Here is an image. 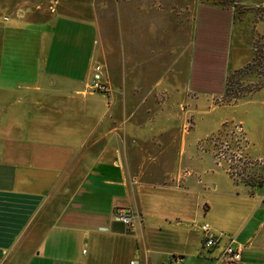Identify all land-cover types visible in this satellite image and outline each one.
Wrapping results in <instances>:
<instances>
[{
    "label": "crops",
    "instance_id": "obj_1",
    "mask_svg": "<svg viewBox=\"0 0 264 264\" xmlns=\"http://www.w3.org/2000/svg\"><path fill=\"white\" fill-rule=\"evenodd\" d=\"M18 1L12 32L0 29V264H228L227 247L241 250L239 264H264V186L184 167L179 145L165 165V135L143 133L140 104L118 97L135 91L148 40L171 41L156 34L150 4ZM233 16L229 6L196 9L184 63L180 44L161 50L174 55L161 92L180 81L200 98L223 94ZM101 61L106 94L90 90ZM118 208L132 213L130 227L114 221ZM203 224L218 237L210 249Z\"/></svg>",
    "mask_w": 264,
    "mask_h": 264
},
{
    "label": "rangeland",
    "instance_id": "obj_2",
    "mask_svg": "<svg viewBox=\"0 0 264 264\" xmlns=\"http://www.w3.org/2000/svg\"><path fill=\"white\" fill-rule=\"evenodd\" d=\"M114 1L102 0L104 5L112 8ZM116 1L123 4L125 0ZM143 2L150 4L152 23L162 25L161 28H156V34H162L164 38L166 36L163 33L166 32L171 41L161 46L153 45V38L148 40V51L145 54L147 58L139 56L144 61L137 70L132 71L137 75L135 91L128 93L126 98L123 95L118 97L121 101L127 99L132 108L140 104L136 117L144 120L141 126L143 133L165 135L162 148L164 161L161 160L165 165L172 160L179 145L184 167H211L212 174L215 172L223 175L234 184L251 188L264 186V1ZM206 3L229 6L234 11L229 69L223 94L214 98H200L187 93L180 81L172 83V93L161 92L160 83L156 86L157 79L163 72L164 62L174 60V55L169 51L160 57L161 50L180 44L181 50L183 49L182 62L184 61L187 54L185 44L189 45L192 38L195 11ZM24 7L26 6H22L18 0H0L2 32H12L7 28L15 22L17 11L24 13ZM3 18H7L9 23L3 25ZM102 20L103 24L109 26V15ZM24 33L21 35L18 32L17 37L25 38L27 32ZM173 33L174 37H171ZM101 64L98 66L100 72L107 73V63L101 61ZM188 170H181V179L183 176H192V172ZM184 171L188 173H183ZM169 174L159 176L167 177ZM194 176L199 183L203 180L199 169ZM209 176L211 174L207 171L206 177Z\"/></svg>",
    "mask_w": 264,
    "mask_h": 264
},
{
    "label": "built area",
    "instance_id": "obj_3",
    "mask_svg": "<svg viewBox=\"0 0 264 264\" xmlns=\"http://www.w3.org/2000/svg\"><path fill=\"white\" fill-rule=\"evenodd\" d=\"M96 78L90 85V90L92 92L106 94L108 92V88L101 84L99 81V72L100 68L97 66L94 68ZM114 221L124 225L125 227H130L132 225L133 215L131 212H128L124 208H118L114 210L113 213ZM200 231L203 236V246L206 249H210L218 243V237H216L213 232L211 231L210 227L207 224H203L200 226ZM241 250L236 249L234 247H227L224 249L221 261L227 262L228 264H239L241 262ZM136 264V263H130Z\"/></svg>",
    "mask_w": 264,
    "mask_h": 264
}]
</instances>
